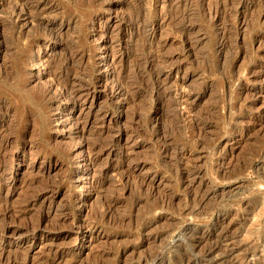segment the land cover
<instances>
[{
	"label": "rangeland",
	"instance_id": "obj_1",
	"mask_svg": "<svg viewBox=\"0 0 264 264\" xmlns=\"http://www.w3.org/2000/svg\"><path fill=\"white\" fill-rule=\"evenodd\" d=\"M190 256L264 264V0H0V264Z\"/></svg>",
	"mask_w": 264,
	"mask_h": 264
},
{
	"label": "bare ground",
	"instance_id": "obj_2",
	"mask_svg": "<svg viewBox=\"0 0 264 264\" xmlns=\"http://www.w3.org/2000/svg\"><path fill=\"white\" fill-rule=\"evenodd\" d=\"M5 211H6V210H5ZM5 216H6V215L3 214V217H4V218H5ZM1 217H2V216H1ZM7 217H8V216H7ZM5 219H6V218H5ZM182 235H183V234H182ZM214 250H215V249L211 248V249H209V250L204 251L203 254H202V257H203V258H205V257L207 258L209 255H211V254L213 253ZM155 256H156V255H155ZM152 257H153V256H152ZM202 257H201V258H202ZM154 258H155V257H154ZM154 258H153V259H154ZM182 259H183V258H182ZM156 260H157V259H156ZM17 261H18V259H17ZM17 261H16V260H13L11 264H17V263H18ZM160 261H161V260H160ZM195 261H196V259H195L194 257H191V256L188 257L187 260H186V262L189 263V264H191V263H193V262H195ZM162 262H163V261H162ZM179 262H180V260H179ZM183 262H184V261H183ZM160 264H161V263H160ZM170 264H171V263H170ZM177 264H178V263H177ZM181 264H182V263H181Z\"/></svg>",
	"mask_w": 264,
	"mask_h": 264
}]
</instances>
